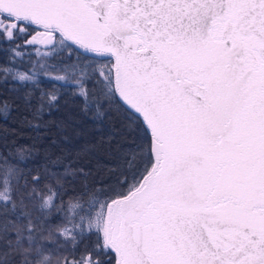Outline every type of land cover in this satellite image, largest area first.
I'll list each match as a JSON object with an SVG mask.
<instances>
[{
	"label": "snow or ice",
	"instance_id": "snow-or-ice-1",
	"mask_svg": "<svg viewBox=\"0 0 264 264\" xmlns=\"http://www.w3.org/2000/svg\"><path fill=\"white\" fill-rule=\"evenodd\" d=\"M17 36L30 37L24 47L103 61V98L135 123L105 199L70 198L65 211L51 186L46 196L28 193L45 216L64 214L56 231L73 248L81 234L96 235L93 250L63 264H103L98 253H110L109 264H264V0H0V40ZM45 69L32 61L28 71H0L40 89L52 108L60 89L44 90ZM44 76L80 89L82 111H92L97 98L84 90V73ZM0 171L5 183L19 173L6 159ZM12 191L0 208V264L19 254L27 264H60L43 243L51 231L42 234V221Z\"/></svg>",
	"mask_w": 264,
	"mask_h": 264
},
{
	"label": "trees",
	"instance_id": "trees-1",
	"mask_svg": "<svg viewBox=\"0 0 264 264\" xmlns=\"http://www.w3.org/2000/svg\"><path fill=\"white\" fill-rule=\"evenodd\" d=\"M27 38L17 36L7 42L0 40V68L28 71L32 68V61H36L37 68L43 62L45 70L52 77L71 75V79L75 80L84 73V90L88 91L90 97L97 98L90 105L92 111L85 115L80 89L71 83L65 85L62 81L48 80L44 76L45 70H40L38 79L46 92H51L53 85L60 89L56 106L50 108L46 102L42 105L40 89L26 83L22 85L11 75L5 77L0 71V165L6 159L19 170L18 176L10 180L12 197L17 203L23 197L33 218L42 221L44 236L51 231L53 239L44 241V246L51 251L54 259L60 257V264H63L65 257L71 261L79 259L86 248L93 250L96 235L94 232L81 234L73 248L56 231L57 226L65 223L64 214L53 208L45 216L38 207L40 198L35 194L29 198L28 193L35 187L42 196H46V185L51 186L61 193L54 198V202L57 205L63 202L65 211L70 198L75 202L79 197L81 202H86L93 194L105 199L111 195L110 190L117 187L114 183L116 172L110 169L121 164V157L133 147L135 123L122 106L108 104L103 98L104 83L97 69V65L103 61L93 64L74 51L70 53L61 47H24ZM16 52L21 55L16 56ZM65 65H75L76 71L66 73L63 70ZM4 100L9 103L7 113L3 111ZM96 103L102 115L94 117L92 113ZM18 150L24 151L23 160ZM126 159L128 162L131 160L130 157ZM66 169L72 171L67 172ZM36 176L39 180L34 184L33 178ZM2 180L3 173L0 171V188L3 187ZM58 180L61 184H57ZM4 206V201L0 200V208ZM7 207L11 208V205ZM97 256L103 264H109L112 260L110 253H98ZM19 260L18 255L12 257L15 264H19Z\"/></svg>",
	"mask_w": 264,
	"mask_h": 264
},
{
	"label": "clouds",
	"instance_id": "clouds-1",
	"mask_svg": "<svg viewBox=\"0 0 264 264\" xmlns=\"http://www.w3.org/2000/svg\"><path fill=\"white\" fill-rule=\"evenodd\" d=\"M2 184H3V187L0 188V200H3V198L7 196L11 190L10 183H5L4 178L2 180ZM40 203L41 201H39L38 206ZM43 255L47 256L48 253H44ZM19 257H20L19 264H27V257L24 254H19ZM53 264H54V261H53Z\"/></svg>",
	"mask_w": 264,
	"mask_h": 264
},
{
	"label": "rangeland",
	"instance_id": "rangeland-1",
	"mask_svg": "<svg viewBox=\"0 0 264 264\" xmlns=\"http://www.w3.org/2000/svg\"><path fill=\"white\" fill-rule=\"evenodd\" d=\"M30 37H28L27 39H29ZM37 47H40V48H43L46 47V46H43V45H36Z\"/></svg>",
	"mask_w": 264,
	"mask_h": 264
},
{
	"label": "water",
	"instance_id": "water-1",
	"mask_svg": "<svg viewBox=\"0 0 264 264\" xmlns=\"http://www.w3.org/2000/svg\"><path fill=\"white\" fill-rule=\"evenodd\" d=\"M44 46V45H43ZM46 47H49V46H46Z\"/></svg>",
	"mask_w": 264,
	"mask_h": 264
}]
</instances>
